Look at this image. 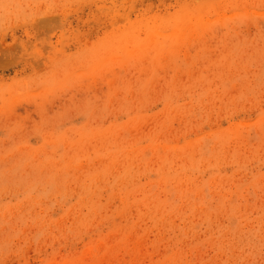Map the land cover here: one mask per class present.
Returning <instances> with one entry per match:
<instances>
[{
	"label": "rangeland",
	"instance_id": "rangeland-1",
	"mask_svg": "<svg viewBox=\"0 0 264 264\" xmlns=\"http://www.w3.org/2000/svg\"><path fill=\"white\" fill-rule=\"evenodd\" d=\"M0 264H264V0H0Z\"/></svg>",
	"mask_w": 264,
	"mask_h": 264
}]
</instances>
